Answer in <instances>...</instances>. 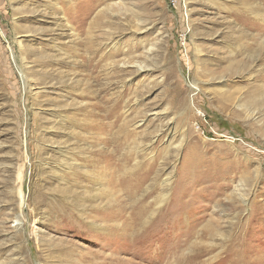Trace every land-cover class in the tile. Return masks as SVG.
Returning <instances> with one entry per match:
<instances>
[{
  "label": "rangeland",
  "instance_id": "rangeland-1",
  "mask_svg": "<svg viewBox=\"0 0 264 264\" xmlns=\"http://www.w3.org/2000/svg\"><path fill=\"white\" fill-rule=\"evenodd\" d=\"M0 264H264V0H0Z\"/></svg>",
  "mask_w": 264,
  "mask_h": 264
},
{
  "label": "built area",
  "instance_id": "built-area-1",
  "mask_svg": "<svg viewBox=\"0 0 264 264\" xmlns=\"http://www.w3.org/2000/svg\"><path fill=\"white\" fill-rule=\"evenodd\" d=\"M185 34H186V32L184 30V32H182V34H180V36H179V40H180V43L182 45L183 50L185 49L184 48V44H185Z\"/></svg>",
  "mask_w": 264,
  "mask_h": 264
},
{
  "label": "bare ground",
  "instance_id": "bare-ground-1",
  "mask_svg": "<svg viewBox=\"0 0 264 264\" xmlns=\"http://www.w3.org/2000/svg\"><path fill=\"white\" fill-rule=\"evenodd\" d=\"M122 184V183H121ZM14 218H16V217H14Z\"/></svg>",
  "mask_w": 264,
  "mask_h": 264
}]
</instances>
